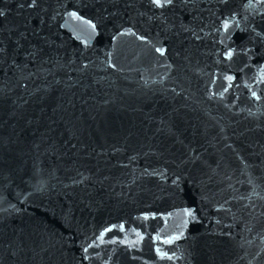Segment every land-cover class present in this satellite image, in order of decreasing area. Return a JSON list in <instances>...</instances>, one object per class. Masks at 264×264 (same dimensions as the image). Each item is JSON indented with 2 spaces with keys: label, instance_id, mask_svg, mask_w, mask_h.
<instances>
[{
  "label": "water",
  "instance_id": "obj_1",
  "mask_svg": "<svg viewBox=\"0 0 264 264\" xmlns=\"http://www.w3.org/2000/svg\"><path fill=\"white\" fill-rule=\"evenodd\" d=\"M31 3L0 0V264H158L264 2Z\"/></svg>",
  "mask_w": 264,
  "mask_h": 264
},
{
  "label": "snow or ice",
  "instance_id": "obj_2",
  "mask_svg": "<svg viewBox=\"0 0 264 264\" xmlns=\"http://www.w3.org/2000/svg\"><path fill=\"white\" fill-rule=\"evenodd\" d=\"M36 0H32V3L29 5L30 7L35 6ZM264 2V0H262ZM151 3L155 4L157 7H164L165 5H171L173 3V0H151ZM4 15L3 11H0V16ZM72 15L75 17L76 13H72ZM79 18V17H77ZM87 23L91 24V21H87ZM93 28H95V25H92ZM229 27L228 23L225 22L224 28L227 29ZM158 52H163L162 49L158 48L156 49ZM232 56V52L228 51L226 53V57L230 58ZM228 79H232V77H228ZM255 95V93H253ZM185 214L191 216L193 213L189 210L185 209ZM85 252H87V248L84 249ZM159 251V250H157ZM164 255H167L166 253Z\"/></svg>",
  "mask_w": 264,
  "mask_h": 264
}]
</instances>
